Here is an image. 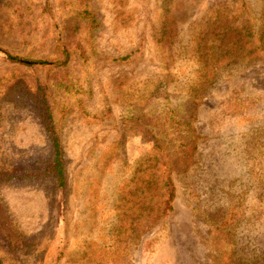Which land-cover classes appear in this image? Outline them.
Instances as JSON below:
<instances>
[{"label": "rangeland", "instance_id": "obj_1", "mask_svg": "<svg viewBox=\"0 0 264 264\" xmlns=\"http://www.w3.org/2000/svg\"><path fill=\"white\" fill-rule=\"evenodd\" d=\"M0 260L264 264V0H0Z\"/></svg>", "mask_w": 264, "mask_h": 264}, {"label": "trees", "instance_id": "obj_2", "mask_svg": "<svg viewBox=\"0 0 264 264\" xmlns=\"http://www.w3.org/2000/svg\"><path fill=\"white\" fill-rule=\"evenodd\" d=\"M3 53L6 59L13 61V62L20 63V64H25V65L40 64L42 65V64L50 63L49 61H46L45 59H41V58L30 59V58H26L23 56L10 54L7 52H3ZM65 60L66 58H63L59 62L64 63ZM46 112H47V117H46L47 122L45 123V132L50 142L51 151H52V157H51L49 168L55 177L57 185L60 186L63 184V180H64L62 151H61L60 143L58 141L55 130L50 122V114L48 111ZM190 132L192 136L193 130L190 129ZM186 140L183 141V143L181 144V148H184L185 149L184 152L188 154L185 157V162H188L190 158L189 155H191L192 151L195 149V139L187 138ZM157 180L158 181H155V182L159 183L157 190L160 192V196H158L159 202L161 204L160 213H163L164 210H167L170 207L169 203L173 197V185L169 177V174L167 172L162 173L161 179L159 180L157 178ZM0 264H3L1 260H0Z\"/></svg>", "mask_w": 264, "mask_h": 264}]
</instances>
